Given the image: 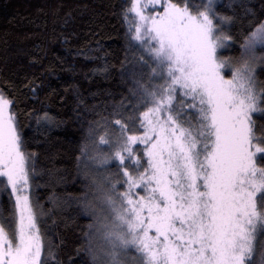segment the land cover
I'll return each instance as SVG.
<instances>
[{
  "label": "snow or ice",
  "instance_id": "6c2138e0",
  "mask_svg": "<svg viewBox=\"0 0 264 264\" xmlns=\"http://www.w3.org/2000/svg\"><path fill=\"white\" fill-rule=\"evenodd\" d=\"M234 4L120 5L126 92L93 105L76 92L82 190L69 199L85 222L63 260L47 221L68 200L52 192L45 208L34 192L59 169L30 150L16 86H0V264H264V0Z\"/></svg>",
  "mask_w": 264,
  "mask_h": 264
},
{
  "label": "trees",
  "instance_id": "16d2710c",
  "mask_svg": "<svg viewBox=\"0 0 264 264\" xmlns=\"http://www.w3.org/2000/svg\"><path fill=\"white\" fill-rule=\"evenodd\" d=\"M253 2L259 4V0ZM122 3L124 0H0V86H16V111L30 150L41 153L46 149L59 169L50 184L35 193L45 208L52 207L48 201L52 192L61 201L68 200L47 221L54 242H63L58 249L61 260L64 251L71 252L76 246L77 225L85 222L73 212L76 201L69 199L82 190L75 159L83 135L76 92L89 105L118 100L126 92L117 72L125 45L126 26L119 15ZM229 3L234 4L228 0L217 10L231 15ZM105 66L107 74L97 71ZM29 80L37 88L35 97L20 87ZM259 81H264V72H259ZM45 111L55 123L38 127L29 113ZM108 167L114 169L115 164ZM0 209L7 214V193L0 195Z\"/></svg>",
  "mask_w": 264,
  "mask_h": 264
},
{
  "label": "rangeland",
  "instance_id": "374dc122",
  "mask_svg": "<svg viewBox=\"0 0 264 264\" xmlns=\"http://www.w3.org/2000/svg\"><path fill=\"white\" fill-rule=\"evenodd\" d=\"M232 1L234 2V0H232ZM224 2L227 3L228 0H217V8H218V6H219L221 3H222V5H224ZM223 54H224V55H231L232 52H230L229 50H225ZM259 72H260V70L258 69V70H257V79H258V81H259ZM113 163L115 164V162H113ZM34 192H35V189H34ZM0 195L2 196V193H0Z\"/></svg>",
  "mask_w": 264,
  "mask_h": 264
}]
</instances>
